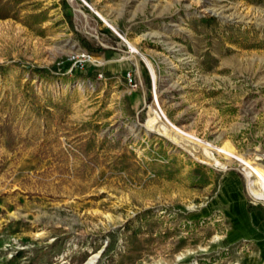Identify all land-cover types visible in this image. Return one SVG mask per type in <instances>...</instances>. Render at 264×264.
<instances>
[{"label":"rangeland","instance_id":"374dc122","mask_svg":"<svg viewBox=\"0 0 264 264\" xmlns=\"http://www.w3.org/2000/svg\"><path fill=\"white\" fill-rule=\"evenodd\" d=\"M13 11L0 264H264V199L228 155L264 168V0Z\"/></svg>","mask_w":264,"mask_h":264},{"label":"bare ground","instance_id":"6f19581e","mask_svg":"<svg viewBox=\"0 0 264 264\" xmlns=\"http://www.w3.org/2000/svg\"><path fill=\"white\" fill-rule=\"evenodd\" d=\"M76 8V7H75ZM82 17V16H81ZM84 18V17H83ZM101 20L110 28H112L108 21L101 18ZM114 30V28H113ZM129 48L131 50V52H134L135 49L133 48V46L129 45ZM154 111V110H153ZM155 114L159 115L157 111H154ZM161 115L164 117L163 113L161 112ZM155 119H152V121H154ZM171 128L173 129L174 127L172 125H170ZM221 151L227 152L228 150H226L225 148H222ZM228 155L231 156L232 159H237L238 161H240V163L245 167L246 170V174L249 175H253L255 177V182L258 185L259 188V192L255 193L253 192L254 196L258 197V198H262L264 199V168L259 166V165H254L252 163H249L248 161L243 160L242 158L236 157L234 155V153L230 150L228 151ZM226 155V154H225ZM209 156V155H208Z\"/></svg>","mask_w":264,"mask_h":264},{"label":"trees","instance_id":"16d2710c","mask_svg":"<svg viewBox=\"0 0 264 264\" xmlns=\"http://www.w3.org/2000/svg\"><path fill=\"white\" fill-rule=\"evenodd\" d=\"M21 0H0V19L13 18V8L17 6ZM86 259V255L83 254L80 261L83 263Z\"/></svg>","mask_w":264,"mask_h":264},{"label":"built area","instance_id":"2783aa9c","mask_svg":"<svg viewBox=\"0 0 264 264\" xmlns=\"http://www.w3.org/2000/svg\"><path fill=\"white\" fill-rule=\"evenodd\" d=\"M128 80H129V82L131 83V79H130L129 75H128Z\"/></svg>","mask_w":264,"mask_h":264}]
</instances>
